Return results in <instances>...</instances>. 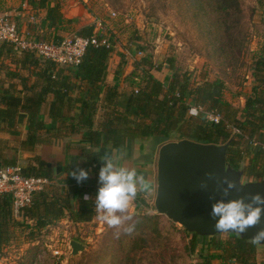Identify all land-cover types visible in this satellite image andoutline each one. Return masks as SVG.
Here are the masks:
<instances>
[{"label":"trees","instance_id":"1","mask_svg":"<svg viewBox=\"0 0 264 264\" xmlns=\"http://www.w3.org/2000/svg\"><path fill=\"white\" fill-rule=\"evenodd\" d=\"M28 1L34 8L46 10L43 27L60 30L74 22L64 17L58 0ZM213 10L219 14V27L228 34L230 43H226L231 49L229 17L241 12L239 0H213ZM92 32L93 27L86 26L78 34L90 36ZM112 51L105 46L89 45L79 66L57 68L53 62L23 50L19 52L22 59L18 65L28 75L22 70L7 69L11 82L6 85L0 79V132L16 134L22 120L27 125L25 138L15 139L16 145L0 137V170L18 166L24 176L50 180L17 217L11 194L0 193V257L17 229L28 232L29 222L33 228L28 239L38 240L44 229L65 218L75 223L92 221L101 200L115 201L125 194L144 203L143 191L115 174L107 161L113 151L127 149L131 140H149L152 148L186 138L216 144L230 141L228 164L238 168L244 163L247 181L264 179V148L251 143L252 139H261L264 129V55L253 61L251 94L243 107H236L225 98L223 80L203 77L193 85L190 74L176 72L165 84L152 73L153 68L161 70L162 65L156 66L149 56L136 59L128 76L130 90H119L117 84L106 83ZM15 52L12 43L0 44V71L5 69L2 58L15 60ZM168 62L173 66L172 58ZM191 105L214 111L221 115V120L215 123L205 116H191ZM234 127L241 133H235ZM77 135L83 143L77 145L80 153L72 162L55 167L35 153L40 145ZM23 151L34 153L25 165L20 164ZM59 174L63 175L64 184L56 183ZM73 199L78 201L76 208L72 207ZM191 233L192 252L199 242L207 244L205 237L215 239ZM259 254L264 255V247L256 241L232 234L222 242L220 257L224 262L234 260L235 264H259ZM201 264L212 262L206 260Z\"/></svg>","mask_w":264,"mask_h":264},{"label":"rangeland","instance_id":"2","mask_svg":"<svg viewBox=\"0 0 264 264\" xmlns=\"http://www.w3.org/2000/svg\"><path fill=\"white\" fill-rule=\"evenodd\" d=\"M60 1L62 7L80 8L73 19L75 22L64 25L56 34L39 33V38L55 41L76 34L80 26L78 20H85L87 26L102 21L117 60L136 62L134 54L139 59L149 56L156 66L162 65L161 70L153 68V71L156 77L167 76L165 84L179 72L190 74L194 85L202 72L197 70L207 67L213 75L210 77L226 78L228 88L232 82L246 86L244 80L251 59L254 61L250 49L264 40V0H239L241 12L229 17L231 49L226 43H230L228 34L219 27V14L213 10V0ZM170 58L174 60L173 66L168 62ZM129 88L128 83L126 90ZM226 93L231 96L232 90L229 88ZM233 103L238 107L241 100ZM80 138V135L58 138L60 140L52 146H38L35 153L46 155L48 161L58 167L63 161H69L65 155ZM11 143L16 145L17 141ZM151 145L149 140H131L127 149L113 151L121 159L120 163L113 161L114 154L109 162L115 174L143 191L144 203L125 194L115 201L101 200L92 221L75 223L65 218L44 229L38 240L28 239L27 234L33 228L29 222L28 232L16 230L3 250L0 264H201L206 260L212 264H235L234 260L224 262L220 257L222 242L232 234L215 235V243L211 237H205L207 244L199 242L192 252L193 234L158 213L155 198L160 146L152 148ZM32 156L34 153H20V164H28ZM244 180L247 181L245 177ZM57 182L64 184L63 177ZM77 202L73 199V208ZM71 240L83 243L85 249L73 256ZM214 244L219 246L214 247ZM257 260L263 264L264 255L259 254Z\"/></svg>","mask_w":264,"mask_h":264},{"label":"water","instance_id":"3","mask_svg":"<svg viewBox=\"0 0 264 264\" xmlns=\"http://www.w3.org/2000/svg\"><path fill=\"white\" fill-rule=\"evenodd\" d=\"M227 143L182 139L163 144L157 160L155 207L202 237L236 234L264 247V179L244 180V164L227 162ZM73 256L85 249L71 240Z\"/></svg>","mask_w":264,"mask_h":264},{"label":"built area","instance_id":"4","mask_svg":"<svg viewBox=\"0 0 264 264\" xmlns=\"http://www.w3.org/2000/svg\"><path fill=\"white\" fill-rule=\"evenodd\" d=\"M114 14L115 12H113ZM96 23L91 26L93 32L90 36L76 33L55 41H48L21 33L12 14L0 11V44L3 42L12 43L16 52L29 50L43 60L53 62L57 68L77 67L82 62L87 46L113 47L103 22L97 21ZM188 112L194 117L205 116L209 121L215 123L221 120L220 114L214 111H205L201 106L191 105ZM234 132L241 133L240 129L235 127ZM251 143L264 148V129L261 139H252ZM49 184L50 180L46 177L22 175L18 166L0 170V193L11 194L15 216L19 215L21 208L32 202L36 192ZM39 256L42 257L40 254Z\"/></svg>","mask_w":264,"mask_h":264},{"label":"crops","instance_id":"5","mask_svg":"<svg viewBox=\"0 0 264 264\" xmlns=\"http://www.w3.org/2000/svg\"><path fill=\"white\" fill-rule=\"evenodd\" d=\"M58 1L61 3L60 0H58ZM51 4L53 5L54 2H52ZM79 9L80 8L73 9L72 7H68V5H66V7H62V12H63L64 17L66 19H75L76 15H77V11L79 12ZM0 10L12 14L15 21L18 24L19 30L21 31V33H24L26 35H29V36L33 35L34 37L39 38L38 37L39 33H45V32H50L53 34L58 33V30H56L54 28L48 29L47 27L42 26V23H43L44 18L46 16V10L34 8L29 3L28 0H0ZM78 22L80 24V26L78 27L79 30L81 28L89 25V24H87L88 22H86L85 20H84V22H81V20H78ZM78 31H77V33H78ZM39 39H41V38H39ZM250 50L253 51L254 59L261 54L264 55V40L261 43H259L258 45H256L255 49L251 48ZM134 55H135L134 58L136 60L138 58L137 54H134ZM14 56H15V60H13L11 58L10 59L2 58L4 60V65H5L4 68L5 69H2L0 71V79H2L6 85H8L11 82V81H9V77L7 76V69L22 70L21 73L28 75L27 70L20 69L21 65H18L22 59V55L19 52H15ZM253 63L254 62H252V59H251V65L249 67V73L246 75V80H244V83L246 86H241V84L236 85V84H234V82H232L230 84V87H229L232 90L231 96H229L226 93L229 91V88L225 87V98L228 101L233 103V101L236 99L241 100V104L238 107H243L245 105L246 98L252 92L251 88H252V84H253V80H254V74H253V69L251 67H252ZM134 65H135V62H125V61L122 62V61H120V59L117 60V54L112 52L110 54V56L108 58V62H107L106 83H108L110 85L117 84L119 90L126 91V89L128 87V76L134 70ZM197 71H198V73L200 71H202V72H200V75L197 78L198 81L203 79V77L208 78L210 80H219L221 78V77H219V78L218 77H215V78L210 77L213 75H211V71L210 70L208 71L207 67L202 68L201 70H197ZM152 73L154 74L153 70H152ZM30 78L33 80L34 79L33 75H31ZM157 78L160 79L161 81L165 82L164 79L167 78V76H165L164 79H162L158 76H157ZM220 80L224 81L225 86L228 84L226 81V78L222 77ZM15 82L19 83L18 79H15ZM233 104L235 105V103H233ZM22 121L23 122H20L19 125L17 126L18 132L16 134L7 133V132H0V137L4 138V139H10V140H15V139L17 140L18 137L21 140L24 139L25 135H26L27 125H26L25 120H22ZM60 139H56V140H60ZM80 139H78L77 145L81 144ZM55 141H54V143H55ZM54 143L51 144V146L54 145ZM13 145H15V144H13ZM77 145L71 146V149L69 150V152H72V154L70 155V153L67 152V155H65V156L69 157V161H67V160L63 161V163L70 162V161L72 162L73 159H75V157L80 153L78 148H77ZM74 147L76 149L72 150ZM117 151H119V150H115V152H117ZM115 152L113 153L115 156V159L113 161L120 163L121 159H119V157H117L115 155ZM21 153H26V154L31 153L32 154V152H30V151H23ZM42 157L48 161V157H46V155L43 154ZM111 161H112V158L108 160V162H110V163H111ZM59 177H63V175L59 174L57 179Z\"/></svg>","mask_w":264,"mask_h":264},{"label":"bare ground","instance_id":"6","mask_svg":"<svg viewBox=\"0 0 264 264\" xmlns=\"http://www.w3.org/2000/svg\"><path fill=\"white\" fill-rule=\"evenodd\" d=\"M236 128V127H235ZM259 140V139H258ZM252 141V140H251ZM254 146V145H253ZM256 147V146H255Z\"/></svg>","mask_w":264,"mask_h":264}]
</instances>
